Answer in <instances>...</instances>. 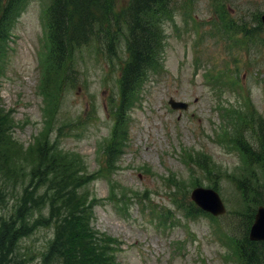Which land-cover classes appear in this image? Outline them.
Segmentation results:
<instances>
[{"label": "rangeland", "instance_id": "rangeland-1", "mask_svg": "<svg viewBox=\"0 0 264 264\" xmlns=\"http://www.w3.org/2000/svg\"><path fill=\"white\" fill-rule=\"evenodd\" d=\"M48 1L23 0L12 19L9 51L0 54L1 109L11 111L6 148L14 151L8 165H0V230L14 219L20 224L18 214L34 228L18 240L12 264H42L55 240L47 200L52 190L30 173L42 152L84 174L79 192L91 200L89 224L117 239L111 246L117 264H243L233 237H244L247 210L257 204L251 190L246 202L239 183L261 185L264 177L258 165L245 171L233 138L242 123L238 112L250 119L253 104L264 120V27L255 30L254 41L244 35L249 41L236 44L215 27L221 20L214 0H190L186 7L176 0L177 11L164 24L163 73L142 85L118 129L126 132L122 146L110 158L126 44L118 42L112 52L101 44L81 46L72 51L67 72L51 67ZM225 9L256 26L264 0H226ZM218 68L229 71H213ZM44 71L60 74L47 83ZM170 97L189 107L172 109ZM247 125L245 136L256 144V121ZM198 185L216 188L224 214L192 210L190 193Z\"/></svg>", "mask_w": 264, "mask_h": 264}, {"label": "trees", "instance_id": "trees-1", "mask_svg": "<svg viewBox=\"0 0 264 264\" xmlns=\"http://www.w3.org/2000/svg\"><path fill=\"white\" fill-rule=\"evenodd\" d=\"M170 1L129 0L119 9L117 8L118 0H51L48 7V25L50 59L53 67L59 71L61 69L67 71L72 51L94 37L99 36V40L104 38L106 48L108 51L112 50L113 42L119 37L118 28L115 31L113 25H118L120 30L123 26H127L129 59L122 69L118 111L133 105L131 103L139 94L141 84L149 75L161 68L164 36L160 17L168 13ZM22 2L23 0H0V45L6 43V46H0V54L7 52L12 19L22 8ZM249 34L254 35V32L249 29ZM1 48H5L4 51ZM59 71H49L48 76L53 75L56 78L57 74H60ZM51 83H54V80H51ZM4 110L1 109L0 103V165L6 166L12 159L11 154L13 155L14 151L6 148L9 144L6 139V130L11 119H9L10 114ZM259 126L262 133L258 131L257 150L250 145L247 146L246 143L241 145L250 162L258 164L264 171L263 121H260ZM124 133H126L125 130H122L115 134L116 146L122 145L124 138H121V135ZM35 157L37 158L30 173L33 179L37 178L39 182L42 179L47 180L44 183L48 185V189L52 190L47 200L50 203V220L56 226L55 240L51 242L46 254L43 252L42 264H117L113 255L115 248L111 247L116 239L97 232L89 224L87 200L90 202L91 200L88 195L84 201L80 198L79 192L80 180L84 174L80 175L77 168L67 159L59 160L53 154L42 152ZM75 171L78 172V177L74 176ZM32 184L33 181H31ZM243 187L241 190L245 196L247 190L254 192L252 202L255 204L262 202L261 196L264 190L261 189H264V180L261 185H250V189L245 185ZM76 192L80 193L79 201L74 198L77 197ZM91 199L93 203L95 197ZM249 201L251 200L246 199V202ZM253 213V208L247 210L248 223L252 221ZM17 216L20 224L17 223V219H14L5 230H0V264H12L11 254L18 240L34 229L29 226L25 216L20 217L19 214ZM237 243H239L238 252L244 262L264 264V242H252L245 235V238L238 240Z\"/></svg>", "mask_w": 264, "mask_h": 264}, {"label": "water", "instance_id": "water-1", "mask_svg": "<svg viewBox=\"0 0 264 264\" xmlns=\"http://www.w3.org/2000/svg\"><path fill=\"white\" fill-rule=\"evenodd\" d=\"M264 18V15H263ZM175 108H186L187 104L180 101L170 100ZM193 199L202 206V208L209 210L215 214L225 211V206L217 191L211 188L198 187L193 190ZM250 237L252 239H264V207L259 206L258 212L255 216V222L252 225Z\"/></svg>", "mask_w": 264, "mask_h": 264}]
</instances>
